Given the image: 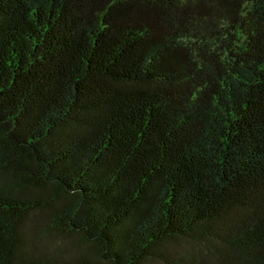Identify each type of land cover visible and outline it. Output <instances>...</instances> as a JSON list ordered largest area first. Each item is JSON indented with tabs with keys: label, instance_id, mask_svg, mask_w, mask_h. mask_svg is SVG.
<instances>
[{
	"label": "trees",
	"instance_id": "1",
	"mask_svg": "<svg viewBox=\"0 0 264 264\" xmlns=\"http://www.w3.org/2000/svg\"><path fill=\"white\" fill-rule=\"evenodd\" d=\"M0 264H264V0H0Z\"/></svg>",
	"mask_w": 264,
	"mask_h": 264
},
{
	"label": "rangeland",
	"instance_id": "2",
	"mask_svg": "<svg viewBox=\"0 0 264 264\" xmlns=\"http://www.w3.org/2000/svg\"><path fill=\"white\" fill-rule=\"evenodd\" d=\"M58 241V240H57ZM186 246H188V245H186V244H184V243H181L180 244V248H184V247H186Z\"/></svg>",
	"mask_w": 264,
	"mask_h": 264
}]
</instances>
